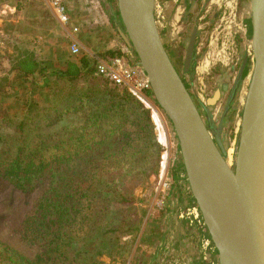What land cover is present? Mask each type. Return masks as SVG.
<instances>
[{
    "label": "rangeland",
    "instance_id": "1",
    "mask_svg": "<svg viewBox=\"0 0 264 264\" xmlns=\"http://www.w3.org/2000/svg\"><path fill=\"white\" fill-rule=\"evenodd\" d=\"M67 1L65 13L59 14L49 0H0V118L14 112L21 114L26 101L21 99L23 91L20 88L26 82L12 77L8 58L16 62L27 49L42 64L63 67L68 58L78 60L81 56L80 52H72V35L76 33H88L97 25L96 33L102 34L107 25L111 35L120 39L110 18L107 24L98 18L101 12L107 15L110 9L115 10L116 0H70L69 5ZM84 10L87 17L80 15ZM156 20L168 52L203 115V105L208 104V98L217 88L224 84L232 88L248 56L242 81L224 121V145L233 164L254 63L250 0H158ZM75 27L79 28L78 32L74 31ZM194 29L199 33L197 70L195 68L191 77L184 72V60ZM30 34L33 37L28 38ZM119 87L127 89L151 110L155 136L163 151L159 161L140 165L142 170L136 172L123 171L116 177V192L131 201L117 205L114 199L118 197L114 196L105 200L101 207L108 211L105 223L119 229L122 235L119 245L123 246L121 250L126 251V256H117L115 248L112 257L100 259L104 264H219L216 248L193 200L172 123L156 103L150 87L143 90L145 97L142 99L125 86ZM229 91L226 90L210 108L216 122L222 116ZM32 95L42 105L49 100L47 95H38L37 89ZM154 110L158 112L161 126L154 119ZM66 120L79 118L68 115ZM161 131L166 134L165 142L160 140ZM51 181V174H47L37 180L32 191H24L0 178V240L31 259L42 253L45 246L26 241L22 237V224L27 216L34 214ZM130 234L135 238L132 247L125 244Z\"/></svg>",
    "mask_w": 264,
    "mask_h": 264
},
{
    "label": "trees",
    "instance_id": "2",
    "mask_svg": "<svg viewBox=\"0 0 264 264\" xmlns=\"http://www.w3.org/2000/svg\"><path fill=\"white\" fill-rule=\"evenodd\" d=\"M8 63L12 77L27 84L20 86L26 101L21 114L0 118V178L24 191L47 174L52 181L22 224V237L45 250L31 259L0 240V264H104L100 258L112 257L115 248L126 256L101 205L114 196L117 205L130 202L116 192V177L160 160L151 110L98 75L85 55L55 67L26 49ZM36 89L49 96L43 105L32 95ZM68 115L79 120L67 121ZM134 243L130 234L125 244Z\"/></svg>",
    "mask_w": 264,
    "mask_h": 264
},
{
    "label": "water",
    "instance_id": "3",
    "mask_svg": "<svg viewBox=\"0 0 264 264\" xmlns=\"http://www.w3.org/2000/svg\"><path fill=\"white\" fill-rule=\"evenodd\" d=\"M107 12L147 76L150 91L172 123L189 187L216 248L219 264H264V0H250L254 66L245 97L236 155L224 145V121L243 78L244 58L229 88H217L203 105L172 60L156 20V0H116ZM119 19L122 26L119 24ZM187 45L184 72L197 64V37ZM229 91L218 122L210 108Z\"/></svg>",
    "mask_w": 264,
    "mask_h": 264
},
{
    "label": "crops",
    "instance_id": "4",
    "mask_svg": "<svg viewBox=\"0 0 264 264\" xmlns=\"http://www.w3.org/2000/svg\"><path fill=\"white\" fill-rule=\"evenodd\" d=\"M28 1H33V0H28ZM69 2L71 1L70 0L67 1V5H69ZM157 6H158V0H156V8H155L156 10H157ZM80 15L87 17L88 13L84 10L82 11V13H80ZM98 18L101 20V22H105V23L107 22V20H109V17L108 15H106L105 12H101ZM119 22H120L119 24L122 26V22L120 21V19ZM95 28H98L97 25H95L94 30L92 29V31L90 30L88 33L83 31L72 35L74 42H76L75 44H77L78 47L80 48L81 55H85L89 60L94 61L96 63L106 59L107 57H113V56H122L126 61L134 60L136 58L135 53L131 52L127 47L123 37L121 36L119 30L117 29V26L114 25V28L117 29L116 32L120 36V39L118 40L117 37L111 35V32L109 31L107 25L104 26L106 30L104 29L105 31H101L102 34H97L96 33L97 30H95ZM38 30L39 29H35L36 32H40ZM107 32L108 34H105ZM88 34L91 35L88 36ZM31 37H33V34L28 35V38Z\"/></svg>",
    "mask_w": 264,
    "mask_h": 264
},
{
    "label": "built area",
    "instance_id": "5",
    "mask_svg": "<svg viewBox=\"0 0 264 264\" xmlns=\"http://www.w3.org/2000/svg\"><path fill=\"white\" fill-rule=\"evenodd\" d=\"M49 2L59 14L65 13V0H49ZM74 31L78 32L79 28L75 27ZM75 43L72 46V52L77 54L80 48ZM126 63L122 56L101 60L97 62L96 73L118 86H125L142 99L145 97L143 90L150 87L149 80L140 68L128 66Z\"/></svg>",
    "mask_w": 264,
    "mask_h": 264
},
{
    "label": "bare ground",
    "instance_id": "6",
    "mask_svg": "<svg viewBox=\"0 0 264 264\" xmlns=\"http://www.w3.org/2000/svg\"><path fill=\"white\" fill-rule=\"evenodd\" d=\"M253 66H254V63H253ZM252 71H253V69H252ZM153 116H154V119L157 121L158 125L161 126L160 117L158 115L157 110H154L153 111ZM160 140L162 142H165L166 141V134L163 131H161Z\"/></svg>",
    "mask_w": 264,
    "mask_h": 264
}]
</instances>
